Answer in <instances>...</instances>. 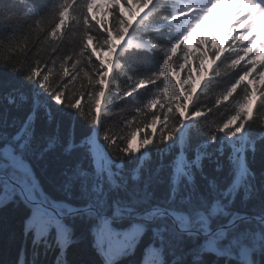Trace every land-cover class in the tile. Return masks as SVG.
<instances>
[{"label":"snow or ice","instance_id":"6c2138e0","mask_svg":"<svg viewBox=\"0 0 264 264\" xmlns=\"http://www.w3.org/2000/svg\"><path fill=\"white\" fill-rule=\"evenodd\" d=\"M220 4L0 0L4 264H264V0Z\"/></svg>","mask_w":264,"mask_h":264},{"label":"trees","instance_id":"16d2710c","mask_svg":"<svg viewBox=\"0 0 264 264\" xmlns=\"http://www.w3.org/2000/svg\"><path fill=\"white\" fill-rule=\"evenodd\" d=\"M197 35H203L205 38H211L207 32V27H201ZM263 57V56H262ZM139 139V135H138ZM22 213L9 212L0 215V264H4L6 260H14L16 252L20 247V226ZM15 233V240H10V236Z\"/></svg>","mask_w":264,"mask_h":264},{"label":"rangeland","instance_id":"374dc122","mask_svg":"<svg viewBox=\"0 0 264 264\" xmlns=\"http://www.w3.org/2000/svg\"><path fill=\"white\" fill-rule=\"evenodd\" d=\"M212 23H213V25H212V26H213L212 30H213V31H216L217 34H218V32L221 30V28H222L223 26H221L220 21H219L218 18H216L215 16H214L213 19H212ZM196 82H197V84L200 83V77L196 78Z\"/></svg>","mask_w":264,"mask_h":264}]
</instances>
